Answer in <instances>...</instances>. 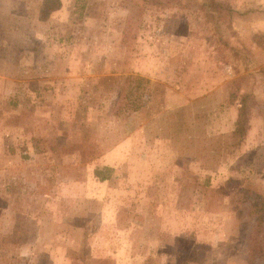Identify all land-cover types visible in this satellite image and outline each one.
Wrapping results in <instances>:
<instances>
[{"label": "rangeland", "instance_id": "obj_1", "mask_svg": "<svg viewBox=\"0 0 264 264\" xmlns=\"http://www.w3.org/2000/svg\"><path fill=\"white\" fill-rule=\"evenodd\" d=\"M0 264H264V0H0Z\"/></svg>", "mask_w": 264, "mask_h": 264}, {"label": "trees", "instance_id": "obj_2", "mask_svg": "<svg viewBox=\"0 0 264 264\" xmlns=\"http://www.w3.org/2000/svg\"><path fill=\"white\" fill-rule=\"evenodd\" d=\"M207 6H209L210 10L207 11H211L213 10V5L211 4V2L206 1ZM42 12H40L41 14ZM114 79H117L114 78ZM174 105V104H173ZM237 111H236V116H235V120H234V128H233V134L234 136H236L237 140H240V138H242L245 129H246V111H245V102H244V97L242 96L241 98H239L238 101V105L236 107ZM110 166L108 165H104L101 168H94L93 170V175L94 177H97L98 180L103 181L106 180L109 176L107 174H104V171H109L110 170Z\"/></svg>", "mask_w": 264, "mask_h": 264}]
</instances>
